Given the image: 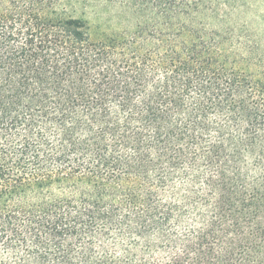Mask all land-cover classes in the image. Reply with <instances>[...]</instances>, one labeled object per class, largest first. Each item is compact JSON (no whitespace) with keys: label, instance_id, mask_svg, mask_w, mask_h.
Segmentation results:
<instances>
[{"label":"trees","instance_id":"16d2710c","mask_svg":"<svg viewBox=\"0 0 264 264\" xmlns=\"http://www.w3.org/2000/svg\"><path fill=\"white\" fill-rule=\"evenodd\" d=\"M239 1L0 0V264H264Z\"/></svg>","mask_w":264,"mask_h":264},{"label":"rangeland","instance_id":"374dc122","mask_svg":"<svg viewBox=\"0 0 264 264\" xmlns=\"http://www.w3.org/2000/svg\"><path fill=\"white\" fill-rule=\"evenodd\" d=\"M236 7L234 12L223 13L222 15L225 16L227 20H230L232 25L237 27L239 31L251 35L258 44L264 46V0L239 1ZM106 9L108 8L94 6L85 7L79 2L74 5L75 15L86 17L91 24H96L97 18L107 20L112 17V15L105 13ZM110 12H114L115 14L116 11L112 10ZM106 20L104 22H106ZM116 23V20L113 19L112 24L115 27Z\"/></svg>","mask_w":264,"mask_h":264}]
</instances>
